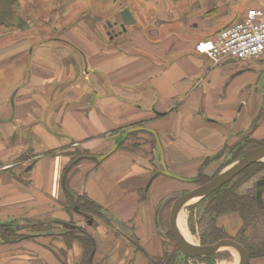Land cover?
Masks as SVG:
<instances>
[{"label": "crops", "instance_id": "0c3cea01", "mask_svg": "<svg viewBox=\"0 0 264 264\" xmlns=\"http://www.w3.org/2000/svg\"><path fill=\"white\" fill-rule=\"evenodd\" d=\"M130 1L136 23L106 43L76 30L38 45L0 34V219L62 230L0 245V264H82L81 245L62 236L76 227L95 240L91 264H149L148 257L161 258L168 248L160 218L169 201L190 191L164 175L147 190L161 170L152 131L169 170L194 179L205 162L212 173L243 138L264 141V59L213 66L195 51L249 10H264V0ZM89 31L94 37L95 29ZM104 44L113 47L103 53ZM140 122L148 124L131 131ZM124 128L140 132L129 142L137 151L118 150L117 130ZM69 148L102 162L81 163L70 185L98 203L107 222H85L63 207ZM30 151L36 156L25 161L30 166L15 163ZM221 224L233 237L242 226L238 215Z\"/></svg>", "mask_w": 264, "mask_h": 264}, {"label": "trees", "instance_id": "16d2710c", "mask_svg": "<svg viewBox=\"0 0 264 264\" xmlns=\"http://www.w3.org/2000/svg\"><path fill=\"white\" fill-rule=\"evenodd\" d=\"M14 2L11 0H0L1 35L16 32L23 28V26L29 27L27 23L20 20L19 8H16ZM12 10L16 13L13 14ZM6 20L10 21L12 26L8 25ZM15 20H18V22L15 23ZM19 22L22 23V25H19ZM38 26L44 29L50 28V21H39ZM147 124L148 122H140L129 128H143ZM129 128L117 130V134H121L116 141V144L119 146L118 150L130 147L129 149L137 151V146H132L129 142L138 136L140 132L129 133L127 132ZM263 145L264 141L243 138L241 141L228 148V157L225 158L221 164L216 166L212 173L205 172V169L210 165L209 161L205 162L196 177L199 182L194 185L202 186L211 182L224 169L243 158L249 151ZM152 148L158 149L154 138H152ZM68 150L69 152H67L66 155H68L71 160L63 171L62 181L65 188V201L62 204L63 207L67 211L74 214L76 213L82 217L85 222L96 219L107 222V218L103 215V208L88 196H78L70 185L71 178L81 163L90 160L97 168L102 162H99L97 157H91L90 152L86 150H80L77 148H69ZM20 159L24 160V156H21ZM262 178H264V162L252 165L210 197L200 201L199 206L201 205L204 207L197 224L202 246L215 245L224 240L233 239L246 249L250 257V264H253L257 259H264V206L259 204L256 197L257 182ZM262 192L264 199V187L262 188ZM145 195L146 194L143 193L142 199H145ZM76 207H78L79 212H76ZM168 209L169 208L167 207V210ZM229 215H238L241 220L242 226L234 237L231 236L221 224L222 218ZM162 221L164 224V219L161 217V222ZM21 228L22 227L15 221L8 223L3 222L0 219V245L16 244L20 241L30 240L35 237L27 234H20ZM62 236L67 237L66 241L69 244L74 241L78 242L84 253L82 264H91V254L96 250L94 238H92L85 230L77 227L75 229H68L67 233ZM168 236L173 242H175L171 230L168 231ZM181 256L182 255L175 243L173 250L167 249L163 257H148V260L149 264H189L190 259L186 257L181 258ZM191 260L216 264L213 256Z\"/></svg>", "mask_w": 264, "mask_h": 264}, {"label": "rangeland", "instance_id": "374dc122", "mask_svg": "<svg viewBox=\"0 0 264 264\" xmlns=\"http://www.w3.org/2000/svg\"><path fill=\"white\" fill-rule=\"evenodd\" d=\"M16 5V8L19 9L20 20L27 23L28 26H23V28L13 32V41H17L22 36H24L25 40H29L33 45L38 44H48L50 41L58 40L64 38V33L70 30H76L80 34H82L86 39L90 41H99L100 43L108 42V38L112 36L111 29H115V22H119L121 24L119 13L125 8L132 9L134 11L135 6L130 0H11ZM137 6V5H136ZM12 13H16L12 10ZM12 14V15H13ZM39 21L48 22L50 21V28H41L38 26ZM18 20H15V23ZM8 25H11V22L6 20ZM118 24V26H119ZM18 25V23H17ZM19 25L22 23L19 22ZM93 28L95 29L94 37H89V30ZM118 32V29H116ZM23 34V35H22ZM67 36V35H66ZM85 38H81L86 40ZM67 46L66 42L62 43ZM113 47V46H111ZM111 47H107L106 44L102 47V52L105 53L107 48L111 49ZM69 51L74 49V45L70 43V46L67 47ZM79 149V148H77ZM36 156L31 153V151L24 154V160L17 159L15 163L25 164V166L29 165L25 163V161L33 162V159ZM28 162V163H29ZM30 166V165H29ZM225 170V169H224ZM25 172V171H24ZM23 172V173H24ZM179 187H183L187 190H193L194 184L182 183L179 181H174ZM184 193V192H183ZM182 193V194H183ZM181 193L179 195H182ZM179 195L174 196L172 200L168 203L167 208L162 215L164 219L160 223L163 225L164 233L166 236L167 246L169 250H173L175 246V242H173L168 236L169 230V221L170 219V209L178 198ZM200 200H194L190 202L183 210L182 213L185 214L187 229L190 235L193 236L195 244H201L200 236H199V228H198V220L202 214L203 207L200 205ZM16 222L22 228L20 230V234H27L29 236H37L35 233H53L57 236V232H62L61 228L59 230H55L56 228L52 225H47V222H31L26 224L24 219H13L3 221V222ZM26 224V225H25ZM73 224V222H71ZM86 226V223H84ZM26 226V227H25ZM43 228V229H42ZM46 230V231H45ZM68 229H64L63 232L67 233ZM57 239V238H55ZM153 241L155 245L157 244L158 251L156 255H163V247L161 245V241L158 237H153ZM169 242V243H168ZM167 248V249H168ZM157 251V249H156ZM233 254L237 253L232 250H223L220 253L214 255V261L216 264H220L225 259H230ZM182 255V254H181ZM239 257V255H237ZM184 257L183 255L181 258ZM240 261V258H239ZM189 264H208L206 262H198L190 259Z\"/></svg>", "mask_w": 264, "mask_h": 264}, {"label": "water", "instance_id": "95a60500", "mask_svg": "<svg viewBox=\"0 0 264 264\" xmlns=\"http://www.w3.org/2000/svg\"><path fill=\"white\" fill-rule=\"evenodd\" d=\"M117 1V0H113ZM120 20H121V28L123 31H127V28L131 25L136 23V19L133 16V13L129 8H125L119 13ZM119 23V22H118ZM144 128H135L131 131H138L143 130ZM152 133L156 136L159 149L161 151V159L160 165L161 170L158 173H155L149 181L147 186V190L150 188L152 182L158 175H164L170 179L182 182V183H189V184H196L199 182L198 179L194 178H185L178 176L172 173L166 163L165 154L163 148L161 147L159 138L157 137L156 132L152 131ZM117 147L111 150L109 153L102 157H98L99 161L106 160L109 158L115 151ZM264 162V145L258 148H255L249 151L243 158L238 160L237 162L233 163L225 170H223L215 179L211 182L197 186L195 189L190 190L182 195H180L172 205L171 213H170V230L174 237L175 243L179 252L186 258L189 259H196V258H205L208 256H214L220 253L223 250H232L235 251L240 258L239 264H250V257L246 249L237 243L233 239L224 240L215 245H208L202 246L201 244H195L188 242L182 235L181 230L179 228V216L182 210L192 201L194 200H203L210 197L212 194L220 190L223 186L231 182L235 179L239 174L244 172L246 169L251 167L254 164ZM264 187V178L257 182V192L256 197L261 206H264V199H263V192L262 188ZM76 212H79L78 207H76ZM92 223V221H90ZM67 226L71 227V225ZM94 254L91 255V260L93 259Z\"/></svg>", "mask_w": 264, "mask_h": 264}, {"label": "built area", "instance_id": "2783aa9c", "mask_svg": "<svg viewBox=\"0 0 264 264\" xmlns=\"http://www.w3.org/2000/svg\"><path fill=\"white\" fill-rule=\"evenodd\" d=\"M195 51L205 56L213 66L225 60L264 59V10H249L246 16L214 39L198 43Z\"/></svg>", "mask_w": 264, "mask_h": 264}, {"label": "bare ground", "instance_id": "6f19581e", "mask_svg": "<svg viewBox=\"0 0 264 264\" xmlns=\"http://www.w3.org/2000/svg\"><path fill=\"white\" fill-rule=\"evenodd\" d=\"M179 228L183 237L190 243H194L193 236L189 234L186 224L185 214L181 212L179 216ZM238 255V254H237ZM236 254H233L230 259H225L220 264H239V257Z\"/></svg>", "mask_w": 264, "mask_h": 264}, {"label": "flooded vegetation", "instance_id": "af4514ba", "mask_svg": "<svg viewBox=\"0 0 264 264\" xmlns=\"http://www.w3.org/2000/svg\"><path fill=\"white\" fill-rule=\"evenodd\" d=\"M118 24H119L118 22H115V24H114L115 29H111L112 36H110V37H112V38L114 37L115 38V37H117L118 35L121 34L122 29H121L120 24H119V26H118ZM116 29H118V32H117ZM170 213H171V209H170ZM169 226H170V224H169Z\"/></svg>", "mask_w": 264, "mask_h": 264}]
</instances>
